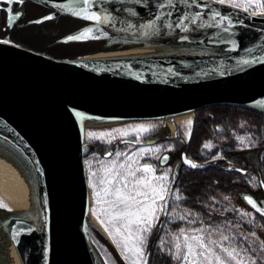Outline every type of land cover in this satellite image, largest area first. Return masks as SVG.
Segmentation results:
<instances>
[{"label":"water","instance_id":"1","mask_svg":"<svg viewBox=\"0 0 264 264\" xmlns=\"http://www.w3.org/2000/svg\"><path fill=\"white\" fill-rule=\"evenodd\" d=\"M24 1L48 11L34 21L37 25L69 18L85 24L69 36L91 29L79 40L66 36L65 43L120 39L143 44L140 47L197 46L228 54L61 59L0 42V139L33 163L40 179L41 214L38 226L19 218L0 225L23 264H98L90 241L86 123L157 122L211 108L241 109L264 118V59H257L264 58V15L210 0H172L164 8L159 5L166 0H93L89 5L83 0ZM91 12L101 21L84 18ZM195 13H200L196 24L185 20L176 27L178 18ZM157 15L162 19L156 20ZM151 21L154 29L142 27ZM246 60L252 62L245 64ZM164 136H170L166 126ZM125 143L141 147L154 142H121ZM164 156L168 159L161 158L159 166L168 164L169 156ZM180 162L187 170L212 166L194 163L185 154ZM193 163L197 167H191ZM225 171L246 174L232 166ZM177 180L175 167L163 218ZM249 206L264 217V210Z\"/></svg>","mask_w":264,"mask_h":264},{"label":"trees","instance_id":"2","mask_svg":"<svg viewBox=\"0 0 264 264\" xmlns=\"http://www.w3.org/2000/svg\"><path fill=\"white\" fill-rule=\"evenodd\" d=\"M14 6L17 8V4ZM21 12L19 22L13 24H9L7 21L6 13L0 16V39L9 37L12 43L26 46L48 56L58 55L61 59L86 58L99 53L115 52L143 45L120 39L114 41L65 43L62 41L64 37L52 33L53 29L34 23V19L45 13L43 8L24 1ZM29 16H33V18ZM56 21L50 23H56ZM81 24L85 26L84 23ZM4 29L5 31H3ZM159 133L160 137L163 136L164 138V128ZM243 134L247 135L253 143L250 152L236 150L227 144L233 141L235 137ZM173 143L168 165L176 164L178 170V180L174 189H177L182 197L180 206L196 215L195 220L190 221V223L183 222L174 225L173 229L230 227L233 224L237 226L239 222L236 214L225 210L223 205L219 203L221 199L239 200L249 208L254 222L264 224V217L255 212L245 199V197H250L260 209L264 210V190L260 184L264 185L263 117L241 109H207L194 114L193 127L188 143H180L178 140ZM207 144H212L213 146L210 151L205 147ZM102 150L103 147L98 144H94L89 149L91 153L99 154L102 153ZM182 154H185L187 158L200 165L209 163L213 157L218 155L220 159L229 161L234 167L246 171V175L227 173L219 169L223 162H218L216 166L212 165L203 170H187L180 162ZM250 155L253 156L251 157ZM254 159L256 160L253 161ZM246 176L256 179L259 187H251L245 181ZM14 218L15 216L0 211V222L2 224ZM162 220L164 221L165 219L162 218ZM242 226L247 228L246 230L251 231L253 229L251 226ZM91 232L115 255L118 264H123L110 243L95 226H92ZM160 234L159 227L156 226L153 227L149 234L147 247L149 253L148 264H166L167 262L156 245Z\"/></svg>","mask_w":264,"mask_h":264},{"label":"rangeland","instance_id":"3","mask_svg":"<svg viewBox=\"0 0 264 264\" xmlns=\"http://www.w3.org/2000/svg\"><path fill=\"white\" fill-rule=\"evenodd\" d=\"M214 2H218V0H210ZM219 3V2H218ZM226 5H230L232 7H236L238 9L244 10L247 8L246 12L251 14L258 13L262 9L257 7L256 5L249 6L247 3H244L243 0H225L224 3ZM14 7L12 4L2 6L1 10L4 12H8V17H11L9 20L10 24L15 22H19L21 16L22 6L19 5L16 11L13 10ZM0 10V14H1ZM20 13L19 16L16 14ZM33 18V16H29ZM28 17V18H29ZM37 17V16H36ZM39 18V17H38ZM30 19V18H29ZM35 20V19H34ZM42 27L51 28L53 29L52 33H56V35H60L62 37L69 36L73 33L80 31L83 28V25L79 22L71 20L69 18H59L57 19L56 23H46L41 25ZM7 42H10L9 39H1ZM12 43V42H11ZM16 44V43H15ZM20 45V44H18ZM23 46V45H21ZM26 47V46H24ZM28 48V47H26ZM30 49V48H28ZM32 50V49H31ZM35 51V50H33ZM37 52V51H36ZM113 52V51H112ZM40 53V52H39ZM46 55V54H45ZM50 57L59 58V56L54 55ZM193 120L194 115H192L190 121L191 124L184 128L181 126V120H178V123H175V118L167 122H174L173 132L171 136H161L160 131L167 125V122L164 121H157V122H126V123H113V124H99V125H92L86 126V140H87V147L88 153L86 156L87 166H88V174L89 180L91 182V198H92V209H91V229L92 226H95L100 233L106 238V240L110 243L114 252L116 253L117 257L123 264H131V260L129 257L131 256L130 252H125L122 241L128 237V233L125 232L121 225L123 223L122 220H112V215L114 214V209L110 208L108 203L105 201L114 200L115 197L112 195L105 196L103 189L104 188H112L111 184H108L107 181L112 178L113 175H117L119 171H121L117 166L119 164L125 163L127 157L137 153L139 149L144 148L148 151L146 153L140 154L135 156V159H138L140 164L148 163L151 164L154 168V172L150 173L149 175H167L168 180L160 183H164L169 186L171 181V174L176 167V164L166 165V166H159V160L164 156L168 155L172 152L174 141L178 140L180 143H188L189 136L193 127ZM137 125H151L152 127L144 132L138 131L136 129ZM92 132L96 135L93 137H89L88 133ZM103 133V135H101ZM159 138L158 142H154L145 146L136 147L133 145H118L113 150L111 155L108 157H103L102 154L109 147V144L112 140H127L132 139L136 141H144V140H151L154 138ZM240 138H243L241 140ZM94 144H98L99 146L103 147L102 153H91L89 151L90 147ZM229 144L236 150L250 152L252 150L253 143L251 139L243 134L234 138ZM208 146L206 149L209 151L213 148L212 144H207ZM122 153L121 156H116V153ZM251 157L253 155H250ZM218 155L213 157L211 162L218 159ZM254 159L253 161H255ZM115 161V165L113 164ZM136 167V165H133ZM106 169H113L111 173L107 172ZM139 175H143L142 173H138ZM236 181V179H235ZM245 181L253 188L259 187V183L256 179H251L249 176L245 177ZM114 183V182H113ZM156 183V182H154ZM94 192H98L99 196L94 195ZM180 196V193L177 189H175L172 193L171 200H170V211L168 212L165 220H162V211L157 212V216L159 219L155 221L154 227H159L160 235L156 242L157 248L163 254L165 259L167 260L166 264H180L179 261L173 258V253L175 252V243L180 242L183 243L184 236L181 235V229H173L170 224L175 222H184L190 223V221L195 220L196 215L190 211L185 210L180 206L181 199H176V197ZM100 201L98 203L97 201ZM0 202H3L5 207L0 208V211L6 212L15 216V218L28 220L33 222L31 217L24 211L14 209L7 200L0 196ZM219 203L224 206L225 209L234 212L237 216V221L239 224L232 225L230 227H198V228H190V229H183L184 235H191L193 234L194 229H207L208 232H212V238L219 240L220 234L228 235L232 239L230 241L223 242L224 246H235L237 250L241 248L247 249L246 252H242V255L252 257L257 259L258 264H264V251H261V247L264 246V224H259L254 222L252 217V213L250 212L249 208L241 203L239 200L235 199L233 201L221 199ZM163 205V201L158 202V207ZM10 209V210H9ZM95 210V214H94ZM242 225L246 227L251 226L253 229L246 230L247 228H243ZM253 225V226H252ZM120 229L118 233L116 230ZM135 226H133V230ZM153 229V228H152ZM158 230V229H157ZM152 231V230H151ZM150 234V233H149ZM148 234V237H149ZM207 235L206 232L201 233ZM148 237L146 243V254H147V262L149 260V253H148ZM91 245L94 255L98 264H118L115 255L100 241L98 240L95 235L91 232ZM129 247H132L136 243V238L133 235L130 239H128Z\"/></svg>","mask_w":264,"mask_h":264},{"label":"snow or ice","instance_id":"4","mask_svg":"<svg viewBox=\"0 0 264 264\" xmlns=\"http://www.w3.org/2000/svg\"><path fill=\"white\" fill-rule=\"evenodd\" d=\"M5 3H20L22 4L24 0H4ZM93 0H83L85 5H89ZM183 3H189V0H181ZM219 3H224L225 0H218ZM244 3H247L249 6L256 5L262 10L258 13L264 15V0H243ZM172 0H166V4H160V8L166 7L168 4H171ZM192 4H195V0H191ZM87 12V9L83 10ZM247 11V8H245ZM17 16L20 13L16 14ZM74 15H80V13H74ZM166 15L170 16L171 13ZM219 15L218 13L214 14L213 19ZM200 16V13H195L191 17L187 14L181 16L176 21V27H182L185 20H190L192 24H196L197 18ZM52 17H46V19H51ZM85 19H91L97 22L101 21V17L95 12H91L88 15L84 16ZM7 19H11L8 17ZM162 19L161 15H157L156 20ZM11 26V25H9ZM132 25H129L131 28ZM143 28L152 30L156 27L155 21H151L147 24L142 25ZM166 27L171 28L172 24L166 25ZM184 31L188 29L183 28ZM91 29H85L84 32L79 33L78 35L69 36V40H79L82 39L86 32H90ZM186 39V37H184ZM7 43V41H0ZM264 59V58H257ZM252 61H244L245 64L251 63ZM191 124V121H188ZM152 126L151 125H137L136 129L138 131H148ZM95 133L89 132L88 136L93 137ZM103 135V133H101ZM243 140V138H240ZM208 145H205L207 147ZM148 150L141 148L137 153L127 157L125 163L119 164L117 167L121 170L117 175H113L110 180L107 181L108 184L112 185V188H104L105 196L112 195L115 197L114 200L105 201L110 205L111 209H114V214L112 215V220H122L123 223L121 228L128 233V237L125 238L122 243L125 252H130L131 264H148L147 254L145 251L147 237L154 227L155 221L159 219L157 216L158 211H165L167 208V199L171 193V188L160 182L168 180L167 175H149L154 172V168L151 164L144 163L140 164L138 159H135V156L146 153ZM122 153L117 152L116 156H121ZM163 160H167L168 157H162ZM185 163H190L187 159ZM114 166L115 161H113ZM136 165V167H133ZM191 167H197L196 164H191ZM107 172L111 173L113 169H106ZM142 173L143 175H139ZM114 182V183H113ZM156 182V183H154ZM94 195L99 196L98 192H94ZM176 199H181L177 196ZM247 202L252 205L253 208H256L257 211H261L257 207L256 203L250 198L245 197ZM163 201L164 204L158 207V202ZM100 203V201H97ZM5 207L3 202H0V208ZM10 210V209H9ZM95 214V210H94ZM264 214V212H262ZM133 226L135 229L133 230ZM32 229H29L31 231ZM118 233L120 229L116 230ZM206 232L207 235L201 234ZM19 235L18 232L15 233ZM135 236L136 243L132 247H129L128 239L132 236ZM181 235L184 236L183 243L176 242L175 252L173 253V258L180 262V264H258L257 259H254L249 256L242 255V252H246L247 249L241 248L237 250V247L229 245L224 246L223 242L230 241L232 238L228 235L220 234L219 240L213 239L212 232H208L207 229H194L193 234L184 235V230L181 229ZM261 251H264V246L261 247Z\"/></svg>","mask_w":264,"mask_h":264},{"label":"bare ground","instance_id":"5","mask_svg":"<svg viewBox=\"0 0 264 264\" xmlns=\"http://www.w3.org/2000/svg\"><path fill=\"white\" fill-rule=\"evenodd\" d=\"M135 15L133 11L129 12ZM228 55L220 49L197 46H160L135 47L115 52L99 53L90 59L149 58L168 56H219ZM192 115L175 117L181 126L187 128ZM173 119V118H172ZM170 119V120H172ZM164 120V122L170 121ZM173 124V123H172ZM99 125L87 122L86 126ZM173 130V126L166 127ZM167 127V128H168ZM168 131L170 133V130ZM171 134V133H170ZM40 179L31 160L10 143L0 139V196L16 210L26 212L33 223H40ZM91 221V220H90ZM0 264H23L5 228L0 225Z\"/></svg>","mask_w":264,"mask_h":264},{"label":"flooded vegetation","instance_id":"6","mask_svg":"<svg viewBox=\"0 0 264 264\" xmlns=\"http://www.w3.org/2000/svg\"><path fill=\"white\" fill-rule=\"evenodd\" d=\"M10 4H12L13 5V7H14V11H16V7L14 6L15 4H17V7H19V5H21L22 6V4H20V3H8V4H5V3H2L1 1H0V10H1V8H2V6H4V5H10ZM45 10V9H44ZM4 13H6L7 14V18H8V12H4L3 10H1V14H0V16L2 15V14H4ZM22 13V12H21ZM46 14H48V11L47 10H45V13L42 15V16H44V15H46ZM42 16H40L39 18H41ZM39 18H37V19H39ZM37 19H35V20H37ZM34 20V21H35ZM51 22H53V21H51ZM46 23H50V22H46ZM46 23H43V24H46ZM10 24V23H9ZM43 24H41V25H43ZM3 31H5V29L3 30ZM5 39H9V37H6ZM173 123V124H172ZM175 123H177L176 122V120H175ZM167 124H169V125H171V126H174V122H167ZM168 127V126H167ZM169 128V127H168ZM169 130H170V128H169ZM174 130V129H173ZM173 130H170V133H172L173 132ZM170 136H171V134H170ZM127 140H130V141H135V140H132V139H127ZM123 140H121V141H118L117 142V140H112L111 142H110V144H109V147H107L106 148V150L103 152V154H102V156L103 157H105V156H108V155H111L112 154V152H113V150L116 148V146H117V144L118 145H121V146H123V145H131V144H128V143H125V144H121V142H122ZM144 141H147V142H158L159 141V139L158 138H154V139H151V140H144ZM168 156H169V161H170V157H171V153H169L168 154ZM218 162H223V164H222V166H220L219 167V169H221V170H224L225 171V169L226 168H228L229 166H232V167H234V165H232L229 161H226V160H223V159H220V158H218V159H216L215 161H213V162H211V161H209V163H211L213 166H216V163H218ZM208 164V163H207ZM234 168H236V167H234ZM242 170V169H241ZM244 171V170H243ZM227 173H229V172H227ZM236 174H240V173H236ZM240 175H242V174H240ZM246 175V174H245ZM245 175H242V176H245ZM261 184V183H260ZM262 187V186H261ZM175 190V189H174ZM228 200V199H227ZM230 201H233V199H229ZM224 207V206H223ZM225 209V208H224ZM225 210H227V209H225ZM169 211H170V209H169ZM168 211V212H169ZM227 211H230V210H227ZM231 212V211H230ZM168 214V213H167ZM167 216V215H166ZM164 218H166V217H164ZM180 223H183V222H175V223H173V224H170V226L169 227H171V228H174L173 226L174 225H178V224H180Z\"/></svg>","mask_w":264,"mask_h":264}]
</instances>
